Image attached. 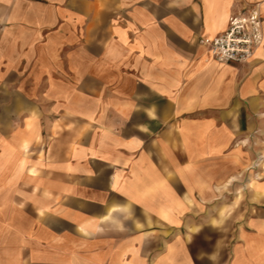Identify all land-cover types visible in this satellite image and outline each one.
Masks as SVG:
<instances>
[{"label": "crops", "instance_id": "0c3cea01", "mask_svg": "<svg viewBox=\"0 0 264 264\" xmlns=\"http://www.w3.org/2000/svg\"><path fill=\"white\" fill-rule=\"evenodd\" d=\"M0 264H264V0H0Z\"/></svg>", "mask_w": 264, "mask_h": 264}, {"label": "built area", "instance_id": "2783aa9c", "mask_svg": "<svg viewBox=\"0 0 264 264\" xmlns=\"http://www.w3.org/2000/svg\"><path fill=\"white\" fill-rule=\"evenodd\" d=\"M263 41L260 12L257 6L228 20L227 29L215 38H204L199 44L212 60L221 64L246 63Z\"/></svg>", "mask_w": 264, "mask_h": 264}]
</instances>
